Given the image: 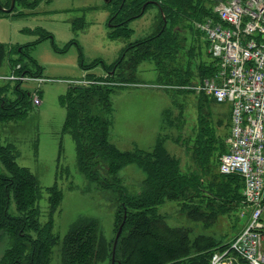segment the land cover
Masks as SVG:
<instances>
[{
	"label": "rangeland",
	"instance_id": "rangeland-1",
	"mask_svg": "<svg viewBox=\"0 0 264 264\" xmlns=\"http://www.w3.org/2000/svg\"><path fill=\"white\" fill-rule=\"evenodd\" d=\"M7 1L0 0V5L3 7ZM34 1L16 0L11 12L0 10V44L6 50L0 76L9 75L10 65L19 63L32 76L45 80L39 84L20 83V89L31 96L37 94L41 103L38 106L32 104L21 120L0 123V138L3 144L15 145L17 164L28 168L38 179L41 195L37 207L41 225L49 219L47 188L56 185L62 194L60 205L52 214V233L58 236L59 241L52 248L49 259V264H61V243L70 225L80 217L94 218L99 222L102 236L108 241L113 239L119 191L136 194L140 192L144 179L142 170L135 164L124 166L116 175V183L108 178L101 162L98 168L94 165L100 180L104 178L105 182H111L109 188L102 187L98 181L88 179L80 172L76 163L75 141L64 128L66 109L61 103V97L70 88L101 86L107 89L108 86L111 90L108 144L120 152L150 151L160 138L166 150L179 159L183 172L193 164L191 146L200 127L215 132L218 140L225 143L230 130L231 105L211 98L200 99L201 96L189 91L162 88L177 86V79H162L157 66L147 59L133 64L131 68H127L125 62L116 68L114 81L125 85L74 84L84 78L103 76L105 67H112L126 47L153 35L158 27L159 9L148 7L143 16L131 20L127 24L132 31L128 38H110L109 9L114 7L111 1L36 0L33 4ZM178 38L184 50L176 62L168 63L167 69L176 67L187 72L190 83L195 82L199 80L197 64L201 59L210 61L204 38L197 39L196 46L200 51L191 48L189 56L183 51L192 46V33L180 29ZM95 61L98 63L91 66ZM121 74V78L118 77ZM6 83H9L6 97L13 99L16 96L13 92L15 83L0 80V86ZM95 101L96 98L92 101V113L103 114L94 105ZM165 120L173 126L164 128ZM179 120L182 127L178 130L175 124ZM81 146L84 147V144ZM90 163L94 164V161ZM10 212L15 213L13 203ZM158 212L168 226L188 230L190 239L204 236L226 243L244 228L250 210L242 205L235 206L224 214H218L208 225L204 221L190 219L187 210L182 209L177 201H166L158 207ZM30 234L35 236L33 232ZM8 245L5 236L0 241V258ZM96 264H109V261Z\"/></svg>",
	"mask_w": 264,
	"mask_h": 264
},
{
	"label": "trees",
	"instance_id": "trees-1",
	"mask_svg": "<svg viewBox=\"0 0 264 264\" xmlns=\"http://www.w3.org/2000/svg\"><path fill=\"white\" fill-rule=\"evenodd\" d=\"M110 1L114 5L112 9L108 8L111 12L110 38H128L132 31L127 24L140 18L152 6L159 9L158 27L149 38L126 47L112 67H105L104 78H90L115 82V70L123 62L127 68H131L133 64L147 59L157 66L162 79L172 81L175 78L177 86L191 84L187 72L176 67L168 70L167 66L170 61L176 62L184 50L179 44L180 29L191 32L193 39L192 46L183 52L189 56L191 48L200 51L199 46H196L197 39L204 38V35L194 27V23L207 19L218 20L214 0ZM9 4L10 0L3 7L8 8ZM204 43L210 61L201 59L197 64V81L211 77L217 70V61L208 53L205 38ZM5 57V47L0 44V68ZM97 63L93 62L91 66ZM20 73L31 74L22 66ZM8 87L9 83L0 86V123L23 119L32 106L31 95L20 89V83L13 87L16 95L13 99L6 97ZM106 88L75 86L61 97V103L66 109L64 128L75 141L77 167L86 178L98 181L105 188L112 185L108 180L105 182L104 178L100 180L97 170L100 162L108 178L114 182H118L116 175L127 164H135L144 174L140 192L130 195L119 191L114 213V234L123 225L115 246V264H209L212 252L229 241L223 243L221 239L204 236L190 239L185 228L168 226L158 212V207L166 201L180 202L190 219L204 221L208 225L218 214L242 205L241 179L238 176H223L218 172V158L226 152L225 143L218 140L215 132L200 127L191 146L193 164L185 172L181 169L179 159L166 150L160 138L150 151L120 152L107 141L111 90L108 86ZM200 96V99H208ZM95 98L94 105L103 114L92 113L91 105ZM164 125L165 128L173 126V123L165 120ZM175 125L179 130L182 122L179 120ZM17 156L15 145L3 144L0 138V241L5 236L9 241L0 264H49L52 248L59 241L58 236L52 233V214L58 209L62 194L56 185L47 188L49 219L41 225L37 207L41 195L38 179L28 168L17 164ZM91 160L94 164L90 163ZM94 165L97 168L93 169ZM11 203L14 204L15 213L10 212ZM31 232L35 234L34 237ZM113 241L114 238L108 241L102 236L96 219L80 217L70 225L62 239L61 264H96L106 260L110 264Z\"/></svg>",
	"mask_w": 264,
	"mask_h": 264
},
{
	"label": "built area",
	"instance_id": "built-area-1",
	"mask_svg": "<svg viewBox=\"0 0 264 264\" xmlns=\"http://www.w3.org/2000/svg\"><path fill=\"white\" fill-rule=\"evenodd\" d=\"M214 11L217 21L207 19L195 27L208 41V52L217 61L216 72L174 88L231 105L226 152L218 159V171L241 179L242 205L250 212L244 228L213 251L209 264H264V0H221ZM20 69L14 66L0 80L45 81ZM74 84L116 85L85 78ZM32 103L40 105V97L34 94Z\"/></svg>",
	"mask_w": 264,
	"mask_h": 264
},
{
	"label": "water",
	"instance_id": "water-1",
	"mask_svg": "<svg viewBox=\"0 0 264 264\" xmlns=\"http://www.w3.org/2000/svg\"><path fill=\"white\" fill-rule=\"evenodd\" d=\"M15 1L16 0H10V4H9V7L8 8H4V7H2L0 5V10H2L5 13L11 12L13 10V8H14ZM215 1L220 2L221 0H215ZM105 2L108 3V2H110V0H105ZM163 20H164V18H163ZM122 225H123V223L118 227L117 232H116L115 237H114L113 246H112V252H111L110 264H115V261H114L115 246H116L117 240L119 238V235L121 233Z\"/></svg>",
	"mask_w": 264,
	"mask_h": 264
},
{
	"label": "flooded vegetation",
	"instance_id": "flooded-vegetation-1",
	"mask_svg": "<svg viewBox=\"0 0 264 264\" xmlns=\"http://www.w3.org/2000/svg\"><path fill=\"white\" fill-rule=\"evenodd\" d=\"M158 8V7H157ZM143 16V15H142Z\"/></svg>",
	"mask_w": 264,
	"mask_h": 264
}]
</instances>
